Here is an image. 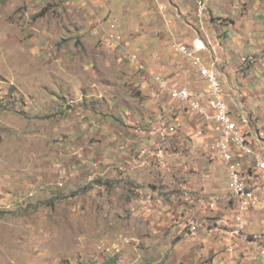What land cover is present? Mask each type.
Segmentation results:
<instances>
[{"label":"rangeland","instance_id":"obj_1","mask_svg":"<svg viewBox=\"0 0 264 264\" xmlns=\"http://www.w3.org/2000/svg\"><path fill=\"white\" fill-rule=\"evenodd\" d=\"M173 4L0 0V264H264L238 248L214 261L216 253L235 250L229 236H208L226 231L229 218L206 208L214 196L198 191L208 188L201 174L209 170L227 182L217 155L209 168L197 165L208 159L201 151L188 150L177 162L148 157L170 134L140 149L119 142L130 137L127 114L137 118L136 129L156 136L161 126L179 125L180 111L151 83L152 63L177 53L169 27L175 40L185 28ZM244 28L253 34L251 24ZM248 52L230 46L220 54L236 68ZM236 78L261 100L253 73ZM151 179L146 193L134 192V183L144 188ZM141 194L146 203L136 202ZM198 226L207 230L204 240L192 235Z\"/></svg>","mask_w":264,"mask_h":264},{"label":"crops","instance_id":"obj_2","mask_svg":"<svg viewBox=\"0 0 264 264\" xmlns=\"http://www.w3.org/2000/svg\"><path fill=\"white\" fill-rule=\"evenodd\" d=\"M175 1L178 5L173 4V6L178 10V15L185 28L181 29L182 31L179 33L181 39L175 40V36L172 31L173 28L169 27L168 30H170V37L173 39L172 41H174L175 44H184L189 47H191L192 43L196 41V44L204 46L205 49L200 51L198 55L201 56V58H205H203V61L206 64H215L219 81L221 85L223 84V89L226 92V101L233 115L238 118L239 115L244 114L248 120V126H250V128L257 130V132L264 133V120L260 116L262 114V110H264V96H262L260 100L256 91H247L245 89V84L247 82L242 84L237 81L236 78L239 73L244 77L250 76L253 73L255 78H251L249 81L255 80L261 82V90L264 91V6H261V2L263 1L264 3V0ZM200 3L202 5L201 10L199 9ZM192 4H196L198 6L197 9H192ZM261 11H263V13ZM255 17L258 21H254ZM248 24L252 25L253 34L251 36H247L243 33V30L245 29L244 27ZM185 30L190 32L192 31L193 35H187V33L184 32ZM216 32H218L217 35L215 34ZM261 36L263 40H261ZM230 46H235L239 49L243 47L247 50L249 49L250 51L248 52V58L245 60L241 59L238 67L236 68L227 63V55H223L222 53V55L220 54V52H224V49ZM163 57L164 59L162 64L156 62L152 63L151 68L153 69L152 72H154V74L151 72L153 74L151 75V83L155 84L154 77L161 75V77L167 80L170 84H178L181 87L186 86L192 93L202 94V97L205 100V96L203 95L207 92L206 83L202 81L195 70L191 67L190 60L184 58L178 52L173 56L175 59L167 57L166 54H164ZM252 57L255 58V61L250 62ZM179 81H182L183 84L180 85ZM163 96L166 97L167 102L170 105H175V108L180 111L178 113L181 114L174 118L176 119V122L179 123V127L175 128L174 132L170 133L167 139L168 141L165 143L168 157L171 156V158H175L176 160H173L177 162L180 158H185V156L189 155V153L186 152L188 150H195V152L201 151L206 154L208 159H205V161L203 158L198 159L197 165H204V167L209 168V165L212 164L213 161L211 159L212 153L210 152V145L217 138L216 136H218L216 122L210 120L206 124L205 121L199 117L185 111L184 109L178 108V105L172 103L166 95ZM163 96H159L160 101H165ZM232 103L235 105L234 107L231 106ZM242 106L247 107V109L250 110L247 112L248 114L243 111ZM181 110H183L184 113ZM169 114L170 113L168 112L166 115L169 116ZM126 116L127 118L125 119L124 126L130 128V137H120L119 142L127 145L135 143L138 149L145 148L142 147L145 143H149L150 146H154L158 141L156 133H147L143 130L136 129L137 124H139L137 118L129 114ZM184 122H187L186 127H182ZM169 127L171 128L172 126ZM173 127L176 126L173 125ZM154 128L155 126L152 130ZM138 138L142 140L137 142ZM177 141L179 142L177 143ZM261 142L264 146V137L261 139ZM252 144L257 145V143L253 140ZM175 145H179L177 152L174 151ZM120 158L126 163H132L136 166L138 165V160H134L133 163L124 155ZM146 161L149 162V159H146ZM147 166H149V163ZM182 175L186 177L188 176V172L182 171ZM201 175L206 178L207 183H205V185L208 188L202 189L200 187L198 191H207L209 194L216 197V211H218V213L220 212L221 215L223 214L224 217L229 218L234 208V201L231 199L229 192L226 190V183L218 180V177L214 176L210 170L209 172L205 174L202 173ZM167 176L169 178V175H163V177ZM152 182L153 179L147 182L144 188H140V186H138L139 183H134L133 185L136 187L134 188V192L146 193ZM221 184L222 186H225L223 189ZM225 195L227 196L225 197ZM140 201L141 203L146 201L143 200L142 194L136 198V202ZM183 213H185V210ZM249 213L250 214L246 217L249 223L248 228L245 233H242V235H234L231 232V228L227 225H225L227 229L226 231H208L210 232L208 233V236L211 239L214 238V241L221 240V238L229 236V242L235 243L234 246H232L235 248L234 252L232 251V254L228 252L229 250L225 251V254L215 252L217 254L214 259L215 262H218L220 259L226 260L224 257H227L228 260V258L236 256V248L241 250L242 254L248 261L250 260V262L254 259H262V261H264V257L258 254V247H264V213L257 211ZM198 227L201 230L197 233L193 232L192 235H194V238L204 240L207 230L206 228L200 226ZM255 236L258 237V239H254ZM230 243H224L222 247H231ZM242 245H244V247H242Z\"/></svg>","mask_w":264,"mask_h":264},{"label":"built area","instance_id":"obj_3","mask_svg":"<svg viewBox=\"0 0 264 264\" xmlns=\"http://www.w3.org/2000/svg\"><path fill=\"white\" fill-rule=\"evenodd\" d=\"M199 9H202L201 3ZM176 52L187 58L191 62V67L197 75L206 83L207 92L202 94L192 93L186 86L170 84L160 76H155L154 80L161 92H164L168 99L178 105V108L199 117L207 124L213 120L217 125V138L210 145V152L219 157L225 167L229 194L234 201V208L228 221L224 224L231 228L234 235H242L248 228L247 213H264V146L261 139L264 133L250 128L248 120L244 114L236 118L226 101V92L221 85L215 64H206L198 55L205 48L196 44V41L189 47L184 44H174ZM135 57L128 60L133 63ZM139 70L144 71L140 61L137 62ZM179 127V126H178ZM175 127L161 126L159 131V142L165 141L168 134L174 132ZM200 132V131H199ZM252 140L257 145L252 144ZM141 152L139 157L143 156ZM148 157L158 161H165L167 151L164 145L157 146L149 153ZM184 190L185 187L181 186ZM203 192V191H202ZM149 198V197H147ZM215 197L205 201V207L214 210L217 208ZM191 231L195 230L191 224ZM258 239V237H254ZM258 254L264 257V247H258Z\"/></svg>","mask_w":264,"mask_h":264}]
</instances>
